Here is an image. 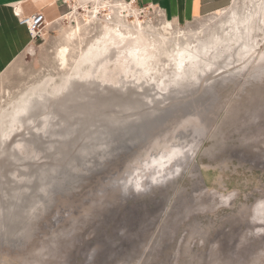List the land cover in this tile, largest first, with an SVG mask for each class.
Returning a JSON list of instances; mask_svg holds the SVG:
<instances>
[{
  "label": "rangeland",
  "instance_id": "obj_1",
  "mask_svg": "<svg viewBox=\"0 0 264 264\" xmlns=\"http://www.w3.org/2000/svg\"><path fill=\"white\" fill-rule=\"evenodd\" d=\"M66 1L63 18L47 22L0 75V264H264V18L241 48L220 52L184 83L130 96L121 75L100 85L77 79L38 106L34 125L7 135L30 90L63 85L107 22L153 35L170 21L154 7L133 6L130 17L105 7L121 0ZM262 1L230 0L209 16L171 21L174 33L191 42L223 35L232 11L255 15ZM77 27L79 38L67 40ZM65 46L67 68L58 58ZM162 59L157 70L172 78ZM174 147L184 157L153 180V159Z\"/></svg>",
  "mask_w": 264,
  "mask_h": 264
},
{
  "label": "bare ground",
  "instance_id": "obj_2",
  "mask_svg": "<svg viewBox=\"0 0 264 264\" xmlns=\"http://www.w3.org/2000/svg\"><path fill=\"white\" fill-rule=\"evenodd\" d=\"M98 1H102V0H98ZM102 4L105 6L108 4V2H105L103 0ZM133 6H134L133 3H127V2L125 3L123 1L122 3H116L110 6L107 5L105 7L106 8L114 7L117 10L116 12L118 13L119 17L122 16L121 15L122 11L126 12L125 14H127V17H130L132 13L134 14L138 13V10H136ZM96 11L98 12L100 10L97 8ZM257 15H260V19L262 17L264 18V0L262 1V3L258 5L257 13L255 15L252 14L248 17L242 18L238 15V13L232 11V16L230 17L228 21V24H229L228 28L230 29V32L228 33L224 32L223 35L215 34L206 41H202L201 38H196L197 40L195 42H191L189 36L185 32H182L181 30L178 31L177 33H174V25L171 21H166L164 27L159 30L156 28L158 31H154L153 35H155L156 36L155 37L153 35H148L146 33V31L143 29V26L140 24L139 20H137L140 24L139 29L138 28L131 29L132 27L130 28L129 26L125 25L124 23L121 22V20L119 21V19H117L116 22H113L111 20L105 24L102 35L99 38H97L88 47V49L82 53L79 61H77L76 63L75 73H73L72 75H69L64 80L63 85L55 86L52 89L53 90L52 93L48 92L49 81L44 83L43 85L33 87L30 90L27 96V100L24 101L21 108L16 113L14 112V114L12 115L11 120H10V127H9L10 131L7 135L13 134L14 132H16L18 126L20 125L24 126L25 123H33L34 125L35 119L37 120V117L40 116L39 111L37 112L38 106L39 105L44 106V103L45 102L47 103V100L51 96H54V95L57 96L58 94H61L65 91L67 92L69 85L73 83V81L75 80L77 82V79L79 81H82V83H87L89 85H95V84L100 85L101 83L103 84L105 82L110 83L108 79H109V76L111 77V75L113 74L121 75L120 77L122 78V80L120 79V81H117V82H120V84L122 85V88L126 90V93L129 94L130 96L134 88L143 90V89L151 88V87L153 88L160 87L161 83L164 86L165 85L168 86V85H174V84L183 82L182 80L184 78L186 80V76H189V75L194 76L198 70H201L203 68L202 67L203 65L210 67L213 64L212 63L213 57L217 56L220 52L222 54L225 51L231 50L233 45L239 46V43L241 42V40L244 41V36L252 32L251 28L254 27V25L257 22L256 20ZM197 34L198 33H196V35ZM201 34L202 33H200L199 35ZM79 36H80V29L79 27H77L70 32L67 40L73 41L75 39H78ZM149 36H151L152 38H150ZM173 36L176 40L171 41V39H173ZM181 38L185 40L183 43L180 42ZM167 41L173 43V47L171 51L166 50L167 48L164 49L165 45H167L166 44ZM239 47L241 48V45ZM164 55L166 56L167 59H169L168 61L170 62V66H171V68L169 69L173 71L171 72L173 73V76L172 78H169V79L166 78V77H169L168 71L167 72L164 71L163 74H161V70L160 69L157 70L158 69L157 67H159L161 62H163L162 57ZM58 58L64 68H67L69 66L68 46L63 47L60 50L58 54ZM115 70L117 73H114ZM158 75L160 76V80L157 82ZM164 78H166L167 81H164L163 80ZM99 81H101V83H99ZM160 89L161 87L159 88V90ZM141 93L139 94L136 93V95L137 94L141 95ZM61 100H62V97H61ZM58 105H60V103ZM34 110H36L35 112L39 114L38 116L36 115L37 113L34 114ZM40 110H41V107H40ZM43 110H46V109H43ZM55 113H57L56 109H55ZM50 116L52 117L53 113ZM44 117H45V119H43V121H45V123H43L44 126L49 125L48 123V120H50L49 115L48 116L45 115ZM52 121H50V123H52ZM52 125H50V127H52ZM3 128L4 127H2V123L0 122V140L4 138L5 131L3 130ZM39 128H42V127L40 126ZM39 128L37 127L34 129L36 130ZM49 129L52 130L51 128ZM50 130H48V128H45V130L43 131H46V132H41V133L44 134ZM54 133H56L55 129L53 133L51 134H53L54 136ZM47 134H49V132ZM47 134H44V135L47 136ZM51 134H49V136H52ZM21 140L23 141V139ZM12 142H15V140L12 141L11 139V142L8 144V146L11 147L13 145ZM6 147H7V143H6ZM174 148L175 149L169 152L168 155L167 154H165L166 156L160 155L161 156L160 158L158 156L159 159L158 158L153 159L152 165L155 166L154 167L155 171L153 170L154 173H152L153 175H151V178L157 174L159 175L163 174V177L168 176V171L170 167H172L174 163H176L178 160L184 157L183 155H181L180 151L182 150H180V148L179 149L177 147H174ZM168 165L170 166L168 167ZM149 183L153 185L154 182L149 181ZM131 188H133V190H136L135 189L136 187H134L133 185L131 186Z\"/></svg>",
  "mask_w": 264,
  "mask_h": 264
},
{
  "label": "crops",
  "instance_id": "obj_3",
  "mask_svg": "<svg viewBox=\"0 0 264 264\" xmlns=\"http://www.w3.org/2000/svg\"><path fill=\"white\" fill-rule=\"evenodd\" d=\"M134 6L159 9L172 22H189L225 9L230 0H121ZM66 0H0V75L33 42L26 26L16 16L42 13L46 22L59 21L70 9Z\"/></svg>",
  "mask_w": 264,
  "mask_h": 264
},
{
  "label": "built area",
  "instance_id": "obj_4",
  "mask_svg": "<svg viewBox=\"0 0 264 264\" xmlns=\"http://www.w3.org/2000/svg\"><path fill=\"white\" fill-rule=\"evenodd\" d=\"M15 14L19 18L20 24L28 28L32 39H37L46 28L47 22L42 13H36L35 15L29 17H23L20 11L16 10Z\"/></svg>",
  "mask_w": 264,
  "mask_h": 264
}]
</instances>
